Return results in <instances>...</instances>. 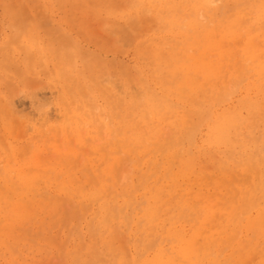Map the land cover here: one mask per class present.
<instances>
[{"label": "rangeland", "instance_id": "1", "mask_svg": "<svg viewBox=\"0 0 264 264\" xmlns=\"http://www.w3.org/2000/svg\"><path fill=\"white\" fill-rule=\"evenodd\" d=\"M263 76L264 0H0V264L264 261Z\"/></svg>", "mask_w": 264, "mask_h": 264}, {"label": "bare ground", "instance_id": "2", "mask_svg": "<svg viewBox=\"0 0 264 264\" xmlns=\"http://www.w3.org/2000/svg\"><path fill=\"white\" fill-rule=\"evenodd\" d=\"M147 7V6H145ZM235 8V7H234ZM222 13V12H221ZM252 23V22H251ZM220 38H218V36L216 34H214L206 43V46L201 49V51L203 52V54L205 55L206 52L208 51H212L215 50L218 54H220V49L218 47V44L220 43ZM174 54V53H173ZM179 56V55H178ZM220 56V55H219ZM169 58V56H168ZM176 70L181 74V80L180 82L177 83L178 86H185L189 89H192L195 86V79L194 76L197 73H200V75L202 76V79L204 81L207 80V78L209 76H211L213 74V71L211 70L210 66L205 62V60L202 58L199 63L193 62L192 64L186 66L185 64H180ZM169 72L172 71V69H168ZM251 76V75H250ZM264 77V76H263ZM253 78V77H252ZM259 81V80H258ZM205 109V108H204ZM125 110V109H124ZM210 129H211V125H210ZM213 131H215V129L212 128ZM219 130V128H218ZM256 138V137H255ZM205 141V140H204ZM188 164L192 163V159L188 158L187 159ZM183 165V164H182ZM189 166V165H188ZM187 166V167H188ZM186 167V166H185ZM184 167V168H185ZM175 168V167H174ZM183 168V167H182ZM183 168V169H184ZM193 168V167H192ZM166 169V168H165ZM169 169V168H168ZM191 169V168H190ZM13 170L10 168L9 165H6L5 170H4V179L7 181L8 175L10 174V172H12ZM183 173V172H182ZM181 173V174H182ZM184 175V173H183ZM186 175V174H185ZM180 176V175H179ZM175 178V177H174ZM16 179L18 180V182L22 181V191L27 190V186H28V176H26L25 174H17ZM175 180V179H174ZM177 181V180H176ZM30 182V181H29ZM165 182V181H164ZM166 184V183H165ZM0 219H2L3 222H7L8 217H10L11 219H15L17 217H20L24 214L22 205L19 202H15V203H9V199L7 198V196H5V193L0 192ZM5 194V195H3ZM8 205V206H7ZM7 206V207H6ZM22 211V212H21ZM21 212V213H20ZM191 212V211H190ZM183 216V215H182ZM6 219V220H5ZM18 225V224H17ZM141 244H143L141 242ZM249 244V243H248ZM144 245V244H143ZM230 246V245H229ZM141 248V247H140ZM144 249V248H143ZM142 249V250H143ZM137 250V249H136ZM177 252V251H176ZM187 258V257H186ZM173 261V260H172ZM221 264H253V263H247L245 261H242L239 256H232L229 259H224L223 262ZM256 264H264V261L261 262H257Z\"/></svg>", "mask_w": 264, "mask_h": 264}, {"label": "clouds", "instance_id": "3", "mask_svg": "<svg viewBox=\"0 0 264 264\" xmlns=\"http://www.w3.org/2000/svg\"><path fill=\"white\" fill-rule=\"evenodd\" d=\"M218 4H219V0H207V7L209 9L216 8ZM199 20L202 22L205 20V16L203 13H200Z\"/></svg>", "mask_w": 264, "mask_h": 264}]
</instances>
